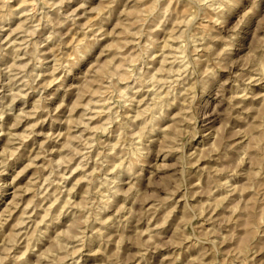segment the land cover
I'll use <instances>...</instances> for the list:
<instances>
[{"label":"clouds","instance_id":"9594fccd","mask_svg":"<svg viewBox=\"0 0 264 264\" xmlns=\"http://www.w3.org/2000/svg\"><path fill=\"white\" fill-rule=\"evenodd\" d=\"M85 3L0 0V134L11 149L0 151V208L9 209L0 218V264H264V0H152L123 79L98 74L111 22L78 24ZM122 4L107 5L112 22H124ZM94 81L102 83L96 98ZM29 94L36 107L23 115L38 108L64 126L47 137L55 157L51 144L34 153L15 133L23 118L16 101L27 109ZM97 99L106 104L103 121L81 128ZM77 106L85 109L79 119ZM169 159L161 182L160 161ZM73 172L79 180L69 179ZM29 189L36 215L21 226L11 209ZM196 190L213 203V193L226 192L238 206L205 216L201 227ZM149 191L164 195L149 205ZM178 192L177 216L188 219L144 239L139 221L157 210L166 220ZM67 221L75 235L59 246L54 237Z\"/></svg>","mask_w":264,"mask_h":264},{"label":"rangeland","instance_id":"374dc122","mask_svg":"<svg viewBox=\"0 0 264 264\" xmlns=\"http://www.w3.org/2000/svg\"><path fill=\"white\" fill-rule=\"evenodd\" d=\"M110 2L111 0H87V3L83 4V6L80 7L77 12V15L79 17L77 23L83 25H93L97 23L99 20H105V24L111 22V27L107 28L108 36L104 38L105 40L104 49L106 50V54L104 52L101 53V66L98 69V74L100 76H103L106 72H120L121 78L123 79V73L127 69V65L126 64L124 65V61L130 60L131 64L134 66L136 63V53L134 51L136 43L138 41L140 43H144L138 29L140 28L141 21L145 18L147 12L149 11V5L152 4V0H123V4L121 6V12L125 14V20L122 24L111 21L109 12H111L112 9L107 8V5ZM73 6L75 7L76 5L74 4ZM85 13L87 18H85ZM75 39L76 36L73 35L72 39L69 40V44H71L72 40ZM176 48H177V44L173 42L172 50H175ZM161 79L163 80L164 78L161 77ZM49 87L50 88L55 87V82L51 83ZM88 87L91 90V92L94 94V98L98 97L99 94L102 92L101 81H94ZM27 99L29 101L27 109H24V106L22 105L21 101L19 100L16 101L17 110L19 113L21 112L20 114L23 116V118L21 119L19 125L15 127V133L18 136L24 138L23 139L24 145L31 146V150L34 153H38V150L41 146L48 147V145L51 144L53 146L52 153L53 156L55 157L56 154L54 149L56 146V142L48 141L47 137L53 134L62 133L65 130L64 126L61 125L58 121H54L51 118L47 117V114L41 112L38 108L36 110L35 115H23L22 113L23 111L31 110L32 108L36 107L35 103L33 102L32 94H29L27 96ZM85 99H87V97ZM158 102L162 103L161 101ZM72 103H75L74 98L72 99ZM167 107L169 106H166V108ZM105 108H106V104L97 99V102L91 104L88 110L89 116L91 118V123H89L88 119H84L80 127L98 128L100 126V122L103 121ZM60 111H63V108H61ZM84 111L85 109L77 106L73 111V116H76L77 119H79L78 114H81ZM176 115H177L176 112H172V116H176ZM5 119L7 120V117H5ZM61 119H63V117H61ZM29 125H31V129L29 128ZM32 131L39 133V135H35V136L32 135ZM77 131H80V129H77ZM238 131L239 130L237 129V132ZM85 136H87V133H85ZM63 139L64 137L61 136V140ZM8 145H9L8 138L5 135L0 134V151L11 150L8 147ZM21 151H23V149H21ZM43 163H44V157L42 155H37L36 164H43ZM160 163H162L164 166L161 170V176H160V181L163 182L167 177L170 176L172 170L171 166L173 162L169 159V160H161ZM199 166L202 168H207L209 165L204 161H200ZM212 167H216V165H212ZM34 171H35L34 167H30L26 175H29V178H31V175L34 174ZM46 176H47V170L45 169V177ZM72 177H77V179L79 180L78 173L76 172H73L72 176H70L69 179H72ZM38 183H40L42 187L44 186L43 181H38ZM202 183L203 180L196 181L197 189L199 185ZM21 187H23V185H21ZM32 191H33L32 189H29L28 192L20 196L18 202H16L15 208L11 209L12 216L16 217V223L20 224L21 226H26L24 224V219H22V217L26 218L29 216L36 215L35 212L31 211L32 206L35 203V201L31 198ZM48 191H51V189H48ZM145 195L148 198V204L150 205L153 203V197L163 196L164 193L149 191L145 193ZM173 195L177 201V207L175 210L171 212L170 216L166 220L163 213L160 210H157L154 217L150 216L141 219L139 221L138 227L139 230L144 233V239L149 238L148 237L149 230H151L153 233L159 232L161 235H164L169 225L173 224L174 221L178 224L188 219V217L185 215L177 216V212L179 211V205H182L184 203L182 198L183 193L178 192V193H174ZM42 196L43 193L41 194V198ZM213 196H215L214 203L207 196H202L198 190H196L192 195V200L196 201L197 206L201 209L200 220H199L201 227L207 228L209 226L208 224L204 223L203 218L205 216H207L209 218V221H211L218 214L222 216H227L228 209L238 206L235 203L231 205L228 203L231 197L228 196L226 192H219V194L213 193ZM57 203H58L57 201H51L47 203L46 207L50 208L53 212H55L57 209ZM167 203L171 204L172 200H168ZM147 206L148 205H146V207ZM21 208L24 209L23 212L20 211ZM6 211H9L7 205L4 208H0V218H2L3 213ZM17 213H19V216H17ZM41 219H45L43 211H41ZM64 219H65L64 214L61 213L58 217L57 222L64 221ZM161 222H163V229L157 227V225L160 224ZM190 222L196 223V221H190ZM9 223H11V221H9ZM71 223H72L71 221H67V223L64 224L63 228L57 230V234L54 237V241L55 240L57 242L60 241L59 243H56L55 241V243L58 244L59 246H63L65 240L71 241L73 236L75 235V233L71 228ZM5 227L7 228L8 226L5 225ZM168 235L170 236L171 233H168ZM159 251L166 252L167 250L159 249ZM194 260L198 261V258L194 256Z\"/></svg>","mask_w":264,"mask_h":264},{"label":"bare ground","instance_id":"6f19581e","mask_svg":"<svg viewBox=\"0 0 264 264\" xmlns=\"http://www.w3.org/2000/svg\"><path fill=\"white\" fill-rule=\"evenodd\" d=\"M130 31V30H129ZM124 65H125V63H124ZM119 66V65H118ZM110 68V67H109ZM123 68V67H122ZM108 71V70H107ZM105 73V72H104ZM101 75H102V73H101ZM100 91V90H99ZM162 102V101H161ZM93 106V105H92ZM21 113V112H20ZM23 113V112H22ZM61 235V234H60ZM58 238V237H57ZM56 241V240H55ZM59 241V240H58ZM64 241V240H63ZM60 242V241H59ZM59 242H57L56 241V243H59ZM58 245V244H57Z\"/></svg>","mask_w":264,"mask_h":264}]
</instances>
